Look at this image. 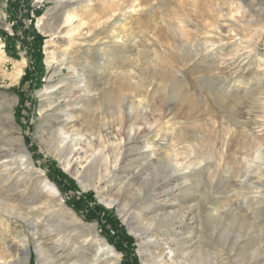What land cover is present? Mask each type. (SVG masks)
Segmentation results:
<instances>
[{"label":"rangeland","instance_id":"1","mask_svg":"<svg viewBox=\"0 0 264 264\" xmlns=\"http://www.w3.org/2000/svg\"><path fill=\"white\" fill-rule=\"evenodd\" d=\"M263 14L264 0H0V100L14 101L11 120L0 111V256L22 259L25 245L28 264L78 263L54 232L73 214L95 226L119 264H142L139 244L119 214L128 200L133 227L161 220L151 239L158 235L162 260L170 262L176 247L164 223L172 219L185 252L198 247L220 264H264V203L254 200V186L264 184ZM39 21L55 32L52 79L44 53L50 35ZM181 50L190 53V65H173L172 72L194 106L170 95L154 103L151 96L167 90L161 81H144L145 71ZM18 66L22 74L15 78ZM185 68L194 75L188 73L189 90ZM139 87L145 93L136 94ZM108 89L120 98L113 113ZM248 97L255 99L252 111ZM83 111L96 112L90 130L79 125ZM50 127L55 139L48 154L40 138L47 139ZM125 147L132 152L123 160ZM139 154L152 166L139 162ZM94 156L101 175L135 162L116 175L115 186L101 181L96 189L82 188L76 177ZM158 160L164 171L154 168ZM141 163L144 170L137 171ZM57 172L75 188L61 191L48 178ZM43 176L58 195L50 194ZM127 177L130 185L117 191ZM230 208L252 231L215 219ZM34 225L39 235L31 232ZM70 235L79 244L85 238Z\"/></svg>","mask_w":264,"mask_h":264},{"label":"bare ground","instance_id":"2","mask_svg":"<svg viewBox=\"0 0 264 264\" xmlns=\"http://www.w3.org/2000/svg\"><path fill=\"white\" fill-rule=\"evenodd\" d=\"M246 5L251 8L252 3H247ZM263 16H264V14H263ZM38 25H39V28L41 30L44 29V31L49 32V35H50L49 39L45 43L44 53H45V57H46V59H45L46 64L49 67L48 72H50L48 79H52L53 73H51V71L55 68V65L52 63H54L56 61V58L54 56V53L51 52V50L49 49V45L51 44V37L52 38L54 37L55 32L52 28L46 29L42 25V22H40V21H39ZM263 26H264V23H263ZM262 31L264 32V30H262ZM160 57L161 56H159V59H160ZM191 60H192V58L190 57V53L188 51H185V50L182 51L181 50L179 52L173 53L172 55L169 54L168 59L160 61V65H156L152 68H149V67L147 68V70L145 71V73L147 74V77L144 81H146V82H149L150 80L151 81H161V84H162L161 88L162 89L166 88V90H167L166 93L161 92V90L156 91L153 94L155 96H151V98H152L151 100H154V103L160 104V103L168 102V101H166L167 100L166 96L170 95V97L176 99L177 103H179V102H181V104L183 103L182 105L184 107L192 108L194 106V104H195L194 99H191L189 94H187L184 91L185 90V86H184L185 84L183 85L180 81H178L179 79H176V77H174L173 72H172L173 65H175V67L185 66L187 63H189V65H190ZM21 67L18 66L15 69V71H13L15 78H19L20 75L22 74ZM185 70H183V71L187 75V77L185 78V81L187 82V85H188V87H186V88H187V90H189L190 89L189 85H191L193 82H192V78L189 77V74H188V73H190L189 68H187V69L185 68ZM206 73H209V72L206 71ZM190 75H192V74L190 73ZM193 76L194 75H192V77ZM120 87L122 88V90H120V91L121 92L124 91V86L121 85ZM138 89L139 90H136V91H138L137 93L134 92L135 90L133 89L134 90L133 94L136 93L138 95H141V94L145 93L144 91L140 90V87ZM120 91H119V93H121ZM127 92H129V91H127ZM108 94L109 95L106 96V99H107V105L106 106H107L108 110L110 111V113H113V111L115 110L116 103L118 101H120V98L117 99L116 92L113 91L112 89L111 90L108 89ZM123 94H124V92H123ZM148 98H149V96H148ZM248 98H249L248 101L250 104H248L249 107L247 106V108L249 111L250 110L252 111L254 108H256L255 99L251 98V97H248ZM13 103H14V101L7 102L4 100L2 102L0 100V111L2 113H5L6 117L9 120L12 119L11 110H12V104ZM164 106H165V104H164ZM107 108H106V110H107ZM83 113H84V111H83ZM84 114L85 115L83 117V120H81L79 125H81L83 127L85 126L88 130H90V128H92L93 124H95L94 120L96 119V112L91 111L88 114H86V113H84ZM228 116H229V119L231 121L234 120L232 117V114L228 115ZM237 116H239V115H236V117ZM48 117L50 119H53V120L55 118H57V116H55L54 114H51ZM48 117L46 119H48ZM124 122H125V120H124ZM73 125H75V124H73ZM53 127H50V132L47 131V132H49V133H47V135H48L47 139H42V137L40 138V144L43 148L46 149V152L48 154H50L52 151L51 149H52V145H53V142L55 139L54 138V130L51 129ZM101 137H103V135H101ZM127 139L128 140L130 139L129 134H127ZM18 142L21 145L20 139H18ZM242 149H244V148H242ZM21 150H22V148H21ZM131 152H132V149L130 150L129 148L125 147L123 150V160L127 159L128 155ZM23 153H25V152L23 151ZM137 156L139 158L138 159L139 162L144 161V162H146L144 164L145 166H149V165L152 166L153 162L148 160V158L145 154H139ZM141 156H142V158H141ZM87 161H88V159H87ZM99 161L100 160L94 156L92 158V160L89 162L88 167L84 170V172L81 175L76 177L79 185L82 186V188L85 187V188H95L96 189L97 188L96 183L97 182L101 183V181H106L108 183H111L113 186H115L114 184L117 183V182H115L116 177H117L116 175L118 173L124 174L125 171H128L127 169L128 168L130 169V167L135 162L134 160L131 159L130 162L128 163V165L119 166L118 169L116 170L117 172H113V170L107 169L106 174L101 175V174H99V171H100ZM139 162H138V164H139ZM8 164L10 165V163H8ZM8 164H6V165H8ZM154 168H156V169L158 168V171H164L163 170L165 168L164 161L158 160V162L155 163ZM142 170H144V166L141 163V165L137 166V171H142ZM38 177H40V176H38ZM132 179H133L132 177H127L126 179H124V182L121 183V185L117 187V191L120 192L122 189L124 190L125 186L130 185V181ZM171 180H172V177L169 176L168 182H170ZM249 180H251V179H249ZM42 182H43L44 186L47 188V190L50 191V194L58 195V191L56 190L55 186L52 183H50L46 177L43 176ZM219 183L225 184V182L222 180H219L218 184ZM250 184H253V182L250 181ZM164 187H169V183H164ZM254 187L256 189V193L258 196L254 200L256 201V203H264V184H262V185L256 184V186H254ZM155 189H154L155 191L160 190V188H158V189L155 188ZM131 194H133V193H131ZM157 197H158V194H157ZM116 200L114 199L113 201H109V204L110 205L114 204L116 202ZM143 205L144 204H141L140 206H136L135 209H137L138 207H142ZM60 206L62 207L63 205L60 204ZM130 207L131 206H130L128 200H125L123 202L121 209L119 210V214L121 216L122 222L129 227L130 232L134 234V236H135V238L139 244V254L141 257L142 264H220L219 262L216 261V258L213 256V254L205 252V251H203V249H201L202 252H200L197 250L198 247H195L192 251L188 250V252H185L183 247L187 246V245L183 244L184 246L182 247V242H181L180 238H176L177 234H174V235L172 234V230L174 229V222L172 221V219L168 220L164 223H166L165 227L169 228L168 229V231H169L168 235L171 236L170 240L172 242H174L176 247H174V249H172L170 251L173 253V258H171L170 262L167 260H162L163 254H164V249L162 248V244L160 243V240L157 239L158 235L154 239H151V237L153 238V235L157 234V230L159 229V225L162 224L161 222H159L161 220H159V218H151L149 220L146 219V220H144V222L142 221L139 224H137L136 227H133V224L129 221L130 219H129L128 215H130V213L128 214V212H127V209L129 210ZM69 215H70L69 221H67V223H65V225H62L63 227L57 228V229H55V231L54 230L53 231L55 233H57L56 242L59 245L63 246L64 248L69 247V248H71V250L74 253L77 254L78 258H76V259H78V260H76V262L78 261V263H76V264H119L118 253L114 250V248L112 246H110L109 244H107L106 242L101 240V238L95 233L96 231L94 232L95 226L86 225L83 222H81V220L78 219L75 215H73V214H69ZM225 217H227V222H229L230 224H233V223L239 224L240 231H241V229H248V228H249V231H252V229L254 228V226H252V225H247V227H245L246 224H248V223L244 224L243 219L241 218L242 216L238 212L233 211V209H231V208L228 211H224V214L222 213V215H218L215 219H222ZM1 221H2V219H1ZM30 230L33 233V235H39L36 225H34L33 228H31ZM48 231H49V229H48ZM72 231L73 232L78 231L79 235L77 237H82V238L85 237L84 240L82 241V243H80V244L76 243V240L70 241V239L74 238L73 235L72 236L70 235V232H72ZM50 232H52V231H50ZM247 234H250V233L247 232ZM77 237H76V239H77ZM259 237L260 236H257V239H259ZM148 238L151 239V241L146 240ZM240 238H241L240 235H239V237H236L237 240ZM148 242L153 243V246L158 250V253L156 255L151 253L152 251H150V246H149ZM22 247L24 248V250L21 251V252H23V255H24V257L22 259L18 258V256H17V258L7 261V259L5 257L3 258L0 256V264H28L29 258H28L26 246L22 245ZM258 248H261V246H258ZM175 252H177L178 254H176ZM72 264H75V263L73 262Z\"/></svg>","mask_w":264,"mask_h":264},{"label":"trees","instance_id":"3","mask_svg":"<svg viewBox=\"0 0 264 264\" xmlns=\"http://www.w3.org/2000/svg\"><path fill=\"white\" fill-rule=\"evenodd\" d=\"M39 50V48H37ZM48 178L53 181L61 191H64V185H66L67 189L69 190H73L75 187H74V184L72 181H66L65 180V177L62 173L60 172H57L56 175L54 174H49ZM65 182H67V184H65ZM77 210L79 209V207H75ZM101 210V209H100ZM102 211V210H101ZM100 211V212H101ZM103 212V211H102Z\"/></svg>","mask_w":264,"mask_h":264}]
</instances>
